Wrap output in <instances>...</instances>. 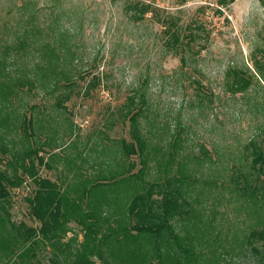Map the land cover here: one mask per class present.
Listing matches in <instances>:
<instances>
[{"label":"rangeland","instance_id":"374dc122","mask_svg":"<svg viewBox=\"0 0 264 264\" xmlns=\"http://www.w3.org/2000/svg\"><path fill=\"white\" fill-rule=\"evenodd\" d=\"M135 4L149 12L141 17ZM164 27L179 32L178 52L165 47ZM64 75L74 85L53 87L68 83ZM236 75L248 80L243 91L233 85ZM0 90V146L8 150L0 148V170L31 147L47 164L40 176L70 182L73 190L117 180L92 189L69 208L75 216L60 219L59 237L72 242L63 264L78 252L99 264H264L243 243L264 225V174L254 183L260 187L254 199L232 189L233 180L252 172L250 142L264 144V0H0ZM68 93L65 108L58 107ZM140 95L147 166L137 176L138 158H127L122 144L131 141L126 105ZM25 116L33 120L30 138L22 131ZM128 160L135 162L130 174ZM80 162L101 172L58 174ZM167 180L183 193L190 215L172 221L181 248L172 243L159 251L148 237L136 240L128 205L146 183ZM28 186L33 182L26 179L22 190ZM8 212L14 223L39 227L24 201L13 200ZM79 219L99 222L98 237L78 244ZM0 241V264H36L35 255L48 264L57 250L39 243L35 255L25 253L2 227Z\"/></svg>","mask_w":264,"mask_h":264},{"label":"trees","instance_id":"16d2710c","mask_svg":"<svg viewBox=\"0 0 264 264\" xmlns=\"http://www.w3.org/2000/svg\"><path fill=\"white\" fill-rule=\"evenodd\" d=\"M234 1L235 0H217V2L222 5L232 4ZM136 5L138 4H135L134 7L138 12H140L141 17L145 13L149 12L150 7L148 5H141L139 9H137ZM172 27H164L163 33L169 38L165 41V47L169 50L178 52V49L182 45L180 34L177 30H172ZM24 45L25 44L22 42L20 47H23ZM47 55L49 61L48 69L52 72L54 71L53 56L55 55V52L50 51ZM45 72L46 70L43 71L45 74L44 77L42 75L43 79H49V76H47ZM79 77L83 79L81 75ZM64 78L65 80L63 81H69V78L65 75ZM95 80L96 78H93L94 83ZM7 84L8 92H10V84ZM15 84H17V86L23 85L18 81H16ZM57 84L58 81H55L53 87L70 88L74 85L73 82L61 85ZM233 85L236 87L237 91H243L248 85V80L236 75L233 80ZM139 98L140 99L137 102L138 105L135 103L134 98H129L128 104L126 105L124 117L131 123V141L122 144L123 153L127 158L133 155L138 158L140 169L134 173L137 176H139L140 172H142V170L147 166V140L140 128V119L144 113L145 100L142 95H140ZM68 99L69 93L63 96V99L58 101L56 105L60 108H65L64 103ZM21 125L25 136L28 138L33 137L32 117L27 118L25 116ZM249 145L252 146V159L250 166L252 172L249 175V178L241 176L242 178L239 177L233 180L232 189L241 197L243 196L254 199L258 193V188H260L256 187L254 183L259 180L260 174H264V144L262 146H258L254 142H250ZM0 148L3 150L2 152L8 153V150L5 149V147L0 146ZM40 153L42 152L31 147L22 153H14L11 157V161L6 163L9 167L7 169L0 170V212H3L6 216V223L0 225V227L4 229L7 228L8 233L12 236V241H21L22 244L26 246L24 251L25 253L34 252V246L39 243L49 244L51 247L56 245L57 250L56 252L50 253L48 264H63L65 260H68L66 262H69V256L65 255V252L69 251L68 249L71 250L72 242L68 244L65 238L63 239L62 236L59 237V231L62 229L63 232V226L65 225V222L60 221V219L75 216L74 211L72 212L69 208L71 207L75 209V206L79 205V201H83V199H86L89 196L92 189L102 188L103 186L114 183L117 180L111 178V180L108 181V178H102L97 180L95 183H91V185L89 184L88 187L84 185V188L80 191L73 190L74 187L72 186L71 188V183H67L66 181L67 187L63 188L59 181H52L49 178L40 176L39 169L42 166L47 165L44 163L45 160ZM81 153V151H78L77 157L75 158L82 160ZM0 163L3 164L4 162L2 161ZM67 165V172L72 173L70 176L79 174L83 176L88 173L94 175L101 172L102 169L100 166L99 169L90 167L89 169L91 172L88 168H86V171H81L84 169L82 168L81 162L76 166H72V164ZM111 168L112 167L109 169ZM134 168L135 162L128 160L126 171L130 174L134 171ZM26 179L33 182V186L27 187V192L22 190V186ZM175 182H178L177 178L175 179ZM165 184L166 185L162 183H146L143 192L134 196L128 205V215L130 218L135 219V224H132L130 229L135 232L136 240L142 242V239H146L148 237L153 240L154 247L159 251L160 246H171L172 243L180 246L177 242L178 236L175 234L172 221L174 219L185 221V219H187L190 215V210L188 208L189 204L183 193H181L178 188L173 189L170 181L167 180ZM262 189H264V186ZM66 195L70 199L67 198ZM13 200H20L27 203L29 215L32 219L39 223V227L37 229L29 227L23 222L14 223L11 220L8 208L11 207ZM99 201L101 200L99 199ZM92 215V213L88 214L90 217ZM77 222L83 227L84 231L83 240L79 241L78 244L81 242L84 244L86 239L91 235L98 237V232L102 227L99 222L94 223V221H90V224H86L81 219L77 220ZM68 233L69 231L66 230L65 234ZM61 240L62 243L60 242ZM3 243L0 241V246L3 245ZM243 243L255 260L264 262V225L259 230H252ZM259 246L262 250H260ZM92 250L95 251V247H90V253ZM79 253L80 252L77 254L71 253L73 256V259H71L72 264H99L93 261V255ZM160 255H162V253L159 252L157 256ZM187 257H189L188 254ZM219 259L220 258L218 257V261ZM35 262L36 264H44L37 259L36 255ZM171 262L173 263L174 261L171 260Z\"/></svg>","mask_w":264,"mask_h":264},{"label":"crops","instance_id":"0c3cea01","mask_svg":"<svg viewBox=\"0 0 264 264\" xmlns=\"http://www.w3.org/2000/svg\"><path fill=\"white\" fill-rule=\"evenodd\" d=\"M81 171H86V169H82ZM58 174H60V175H71L72 173H69V172L61 173V172H59ZM63 179H65V178L63 177ZM58 180H60V178L59 179H55L54 181H57L58 182ZM60 184H61V186L63 188L67 187V183H64V184L63 183H60Z\"/></svg>","mask_w":264,"mask_h":264}]
</instances>
